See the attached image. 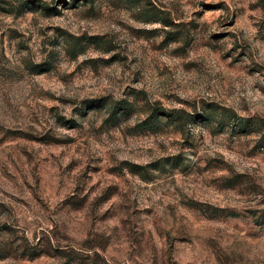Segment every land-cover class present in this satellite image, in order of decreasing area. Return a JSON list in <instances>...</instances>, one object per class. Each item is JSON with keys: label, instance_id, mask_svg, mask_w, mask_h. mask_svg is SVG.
Returning <instances> with one entry per match:
<instances>
[{"label": "rangeland", "instance_id": "rangeland-1", "mask_svg": "<svg viewBox=\"0 0 264 264\" xmlns=\"http://www.w3.org/2000/svg\"><path fill=\"white\" fill-rule=\"evenodd\" d=\"M0 264H264V0H0Z\"/></svg>", "mask_w": 264, "mask_h": 264}, {"label": "trees", "instance_id": "trees-1", "mask_svg": "<svg viewBox=\"0 0 264 264\" xmlns=\"http://www.w3.org/2000/svg\"><path fill=\"white\" fill-rule=\"evenodd\" d=\"M23 2H25V3H23V4H22V7H23V5H25V4H27V3H29L28 1H23Z\"/></svg>", "mask_w": 264, "mask_h": 264}]
</instances>
